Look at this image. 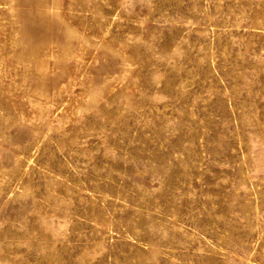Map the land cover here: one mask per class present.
<instances>
[{
	"label": "rangeland",
	"instance_id": "1",
	"mask_svg": "<svg viewBox=\"0 0 264 264\" xmlns=\"http://www.w3.org/2000/svg\"><path fill=\"white\" fill-rule=\"evenodd\" d=\"M0 264H264V0H0Z\"/></svg>",
	"mask_w": 264,
	"mask_h": 264
}]
</instances>
